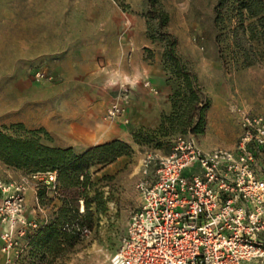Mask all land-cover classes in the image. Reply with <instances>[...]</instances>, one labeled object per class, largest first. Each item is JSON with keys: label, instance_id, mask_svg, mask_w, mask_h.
I'll list each match as a JSON object with an SVG mask.
<instances>
[{"label": "rangeland", "instance_id": "374dc122", "mask_svg": "<svg viewBox=\"0 0 264 264\" xmlns=\"http://www.w3.org/2000/svg\"><path fill=\"white\" fill-rule=\"evenodd\" d=\"M216 3L0 0V130L43 128V143L81 153L85 149L70 145L79 144L73 134L99 124L102 143L119 139L130 146L114 162L91 168L86 186L65 193L57 184L34 187L40 227L55 217L63 198L74 199L77 215L60 225L70 243L58 251H34L28 244L20 264H113L129 216L141 203L135 182L147 155H167L182 134L205 150L231 148L240 132L239 111L264 114V63L237 60L230 32L235 22L216 26ZM160 12L167 15L161 24ZM117 69L135 70L140 79L129 87L123 116L108 119L106 108L120 86L105 88L104 82ZM185 75L198 92L196 103L176 96Z\"/></svg>", "mask_w": 264, "mask_h": 264}, {"label": "built area", "instance_id": "2783aa9c", "mask_svg": "<svg viewBox=\"0 0 264 264\" xmlns=\"http://www.w3.org/2000/svg\"><path fill=\"white\" fill-rule=\"evenodd\" d=\"M129 93L128 86L119 88L106 118L123 116ZM239 125L231 148L205 150L180 135L167 155L143 159L135 182L141 203L129 216L113 264H264V114L240 110ZM31 182L55 188L56 172L0 179L4 264H13L40 228L25 215Z\"/></svg>", "mask_w": 264, "mask_h": 264}, {"label": "trees", "instance_id": "16d2710c", "mask_svg": "<svg viewBox=\"0 0 264 264\" xmlns=\"http://www.w3.org/2000/svg\"><path fill=\"white\" fill-rule=\"evenodd\" d=\"M153 4L154 0H149ZM214 23L216 26L226 20H234L231 28L234 54L242 65L251 66L256 62L264 63V0H217ZM166 14L160 12L161 23ZM183 91L177 92L185 102L199 99L194 83L188 75L183 79ZM192 107H195L193 104ZM196 132L200 131L203 122L204 107H200ZM22 128L21 124L17 125ZM47 135L43 128L22 132L0 130V160L7 166L22 171L24 174L55 171L57 185L65 191L78 186H86L90 178L91 168L95 171L114 162L122 155L128 154L130 146L122 140L113 139L96 144L81 153H75L71 147L50 146L43 143L40 134ZM185 135V134H182ZM138 140L137 135L134 136ZM44 190L38 191L43 198ZM77 215L74 199L63 198L55 217L44 227H40L30 239L29 244L34 251L48 248L51 251L61 249L63 242L70 243L72 236L60 231V225L72 221Z\"/></svg>", "mask_w": 264, "mask_h": 264}, {"label": "crops", "instance_id": "0c3cea01", "mask_svg": "<svg viewBox=\"0 0 264 264\" xmlns=\"http://www.w3.org/2000/svg\"><path fill=\"white\" fill-rule=\"evenodd\" d=\"M98 127H90V126H84L82 130L75 134H73V137L79 144H70L73 148H80L81 150L87 149L89 147H92L96 144L102 143L105 139H102V125L97 124ZM80 150V151H81ZM11 173H14L15 176L12 177ZM25 174L16 172L8 167H6L4 164L0 163V179L4 181H18L20 180ZM38 207V198H37V192L33 186V182H31L29 189L26 192L25 195V215L28 218H34L36 217V213L39 212L36 210ZM42 215V214H41ZM2 242L0 240V264H4L6 262V256L1 250ZM22 258L20 256L18 259L11 258L13 261V264H20L19 260Z\"/></svg>", "mask_w": 264, "mask_h": 264}, {"label": "clouds", "instance_id": "9594fccd", "mask_svg": "<svg viewBox=\"0 0 264 264\" xmlns=\"http://www.w3.org/2000/svg\"><path fill=\"white\" fill-rule=\"evenodd\" d=\"M139 79L140 77L135 70L131 73H125L117 69L113 70L107 75V78L104 82V87L113 88L116 86H128L131 88H135L137 83L139 82Z\"/></svg>", "mask_w": 264, "mask_h": 264}]
</instances>
